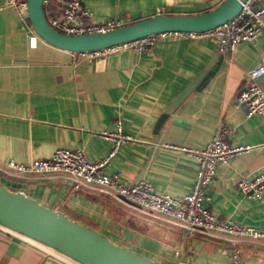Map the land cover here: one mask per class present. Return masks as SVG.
Masks as SVG:
<instances>
[{
	"label": "crops",
	"instance_id": "crops-1",
	"mask_svg": "<svg viewBox=\"0 0 264 264\" xmlns=\"http://www.w3.org/2000/svg\"><path fill=\"white\" fill-rule=\"evenodd\" d=\"M0 0V164L49 158L58 146L81 148L89 160L111 142L101 132L120 118L132 140L105 165L123 180L140 178L154 191L182 198L193 184L202 148L221 125L233 127L230 144H248L219 164L204 204L220 219L264 227V193L244 196L237 180L264 171V119L233 105L248 72L264 62V27L253 40L220 53L213 38H159L151 50L130 49L71 62V51L35 33L26 9L20 14ZM222 0H82L89 19L123 24L158 14H196ZM264 7V0H259ZM53 7V4L50 5ZM264 19V15H263ZM199 80L167 116H159L194 79ZM264 87V74L258 78ZM185 148V149H183ZM0 182L21 190L117 243L165 264H232L229 237L189 230L154 216L93 186L72 188L61 173L9 174ZM242 264H264V241L239 239ZM0 264H67L0 231Z\"/></svg>",
	"mask_w": 264,
	"mask_h": 264
},
{
	"label": "built area",
	"instance_id": "built-area-1",
	"mask_svg": "<svg viewBox=\"0 0 264 264\" xmlns=\"http://www.w3.org/2000/svg\"><path fill=\"white\" fill-rule=\"evenodd\" d=\"M51 4L53 7H50ZM3 5L12 6L20 14L26 9V0H4ZM42 5L48 24L65 34L104 32L123 25L117 18L99 21L89 19V11L82 0H42ZM263 15L264 7L259 4V0H242L240 10L233 17L212 29L157 31L107 47L71 51V62L76 63L124 49L135 52L151 50L157 39L179 35L213 38L217 50L227 53L231 52L238 42L253 40L259 35L264 27ZM37 36L36 33L29 34V46H35ZM263 74L264 62L249 70L248 82L235 94L233 105L244 108L247 115L257 114L264 119V87L258 80ZM231 131L233 127L221 125L202 148L188 150L196 157L198 166L193 184L182 198L154 191L147 179L127 181L123 180L119 170L104 171L105 165L118 152L120 145L133 139L123 130L120 118L115 120L113 130L101 132L102 137L108 139L111 145L108 152L96 160H89L81 148L58 146L49 158H33L28 162L9 159L0 164V171L7 174L15 172L32 175L61 173L71 180L72 188L98 187L119 200L128 201L149 214L165 218L189 230L209 235L223 234L229 237L231 263L242 264L238 240L245 238L264 241V227L239 223L228 218L220 219L204 204L208 199V187L217 166L227 164L231 154L245 152L253 147L248 144L228 143L226 138ZM237 187L244 196L259 199L264 193V171L240 176Z\"/></svg>",
	"mask_w": 264,
	"mask_h": 264
},
{
	"label": "water",
	"instance_id": "water-1",
	"mask_svg": "<svg viewBox=\"0 0 264 264\" xmlns=\"http://www.w3.org/2000/svg\"><path fill=\"white\" fill-rule=\"evenodd\" d=\"M242 0H222L196 14H158L116 28L90 34H65L52 28L42 0H26L34 32L43 40L69 51L107 47L157 31H205L233 17ZM199 77L190 82L159 116L157 124L189 93ZM0 231L67 264H165L121 245L103 232L78 222L21 190L0 182Z\"/></svg>",
	"mask_w": 264,
	"mask_h": 264
}]
</instances>
